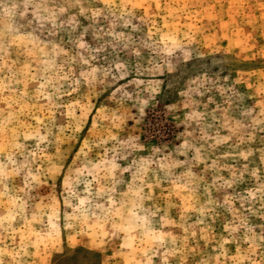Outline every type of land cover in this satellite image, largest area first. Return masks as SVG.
Masks as SVG:
<instances>
[{
  "label": "rangeland",
  "instance_id": "374dc122",
  "mask_svg": "<svg viewBox=\"0 0 264 264\" xmlns=\"http://www.w3.org/2000/svg\"><path fill=\"white\" fill-rule=\"evenodd\" d=\"M0 264H264V0H0Z\"/></svg>",
  "mask_w": 264,
  "mask_h": 264
}]
</instances>
